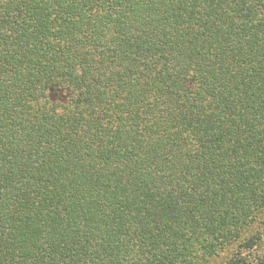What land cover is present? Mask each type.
Instances as JSON below:
<instances>
[{
	"label": "trees",
	"instance_id": "16d2710c",
	"mask_svg": "<svg viewBox=\"0 0 264 264\" xmlns=\"http://www.w3.org/2000/svg\"><path fill=\"white\" fill-rule=\"evenodd\" d=\"M0 264H264V0H0Z\"/></svg>",
	"mask_w": 264,
	"mask_h": 264
}]
</instances>
